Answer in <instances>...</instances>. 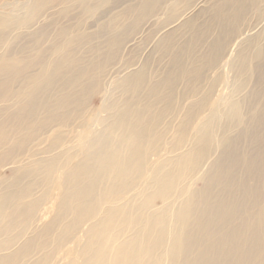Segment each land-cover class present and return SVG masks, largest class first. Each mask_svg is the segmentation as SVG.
<instances>
[{
  "label": "bare ground",
  "instance_id": "6f19581e",
  "mask_svg": "<svg viewBox=\"0 0 264 264\" xmlns=\"http://www.w3.org/2000/svg\"><path fill=\"white\" fill-rule=\"evenodd\" d=\"M0 264H264V0L1 3Z\"/></svg>",
  "mask_w": 264,
  "mask_h": 264
},
{
  "label": "rangeland",
  "instance_id": "374dc122",
  "mask_svg": "<svg viewBox=\"0 0 264 264\" xmlns=\"http://www.w3.org/2000/svg\"><path fill=\"white\" fill-rule=\"evenodd\" d=\"M0 1H1V0H0ZM2 1L4 2L5 0H2ZM16 1H20V2H21V1H24V0H16ZM3 2H0V4L3 3ZM117 7H118V6H117ZM117 7H116V11L119 10V8H117ZM230 73H231V72H226V73H225V76L228 77V78H231V77H232V73H231V74H230ZM230 75H231V76H230ZM223 92H227V87H223ZM216 93H217V92H216ZM217 94H218V93H217ZM217 94H216V95H217ZM93 97H94V98H93ZM93 97L90 98L91 100H89L88 105H89L90 107H92V108H93V107L96 108V107H98V106L101 105V104H100L101 100H100V98H98L99 96H97V97H96V96H93ZM92 98H93V99H92ZM98 99H99V100H98ZM96 100H98L99 102L96 101ZM93 101H94V102H93ZM3 174H4V176L7 177V176L10 175V172H9L8 170H5V171H3ZM200 187H201V183H200V182H195V183H194V188L199 189ZM50 203H51V202H50ZM46 205H47V204H46ZM50 206H51V204L48 203V205L45 206L44 208H46V207L48 208V207H50ZM47 208H46V209H47ZM47 210H48V209H47ZM50 210H51V209H50ZM43 212H46V211H43ZM43 212H42V213H43ZM47 217H48V216H47ZM48 218H49V217H48Z\"/></svg>",
  "mask_w": 264,
  "mask_h": 264
}]
</instances>
